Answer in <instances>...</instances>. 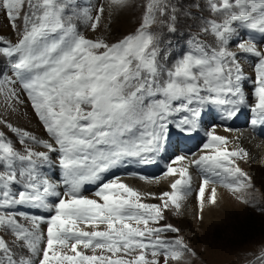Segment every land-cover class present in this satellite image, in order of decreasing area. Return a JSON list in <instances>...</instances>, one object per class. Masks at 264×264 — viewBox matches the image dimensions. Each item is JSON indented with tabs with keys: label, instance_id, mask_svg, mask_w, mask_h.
I'll return each instance as SVG.
<instances>
[{
	"label": "snow or ice",
	"instance_id": "1",
	"mask_svg": "<svg viewBox=\"0 0 264 264\" xmlns=\"http://www.w3.org/2000/svg\"><path fill=\"white\" fill-rule=\"evenodd\" d=\"M130 6L0 0L16 36H0V93L23 105V92L44 129L0 119L16 136L0 130V230L13 236L0 234V264H191L196 249L162 222L185 216L193 166L196 221L219 206L217 186L247 203L254 181L238 161L250 153L216 131L246 117L264 135V0H146L137 28L116 42L78 29L95 32ZM123 176L168 180L169 190L142 192Z\"/></svg>",
	"mask_w": 264,
	"mask_h": 264
},
{
	"label": "rangeland",
	"instance_id": "2",
	"mask_svg": "<svg viewBox=\"0 0 264 264\" xmlns=\"http://www.w3.org/2000/svg\"><path fill=\"white\" fill-rule=\"evenodd\" d=\"M99 2L100 0H78V3L83 6H95ZM145 2L146 0H132V6L119 15L114 17L103 16L98 30L95 32L82 22H77L78 29L86 37L104 38L109 42H116L137 28ZM0 36L13 41L16 39L3 13H0ZM16 87L17 91H20L19 85ZM24 95L23 92H20L19 99L24 101V104L18 105L15 100L10 101L0 93V119H6L13 123L14 126L32 131L34 134L44 137V129L40 126L38 118ZM12 108H16L17 111L13 112ZM247 127L250 128L246 119L242 126L232 129L233 131L245 130ZM0 130L5 131L13 141H16V136L9 132L4 125H0ZM254 131L257 134V136H254L262 140L264 144V135L260 134V130ZM202 142H207V140ZM16 146L18 148L21 147L19 144ZM192 149L196 151L197 146ZM238 162H241L240 166L252 176L254 181V188L244 197L247 199V203L242 202L241 199H237L230 191L225 189L229 193L225 198L226 204L217 207L218 209L214 213V218H204L203 222H198L193 218L195 213H185L184 217H177L171 212L166 213L167 219L162 223H171L179 227L181 235L185 236L198 253L196 257H189L191 264H264V260L260 259L261 256H264V151L252 153V156L246 161ZM175 166L179 167L180 165L176 164ZM192 169L195 176L200 180L199 170L194 166ZM159 171L156 175H161V167ZM129 178L126 176L122 177V179ZM159 186L158 184L146 186L144 190L145 192L154 193L156 196H159L163 191L169 190V185L161 184ZM87 187L94 189L91 186ZM135 188L140 191L143 189ZM197 189L198 186L194 182L193 194H196ZM95 191L87 194L84 193L83 195L92 199H98L95 196ZM144 202L159 204L160 200L148 196L144 199ZM81 227L86 231L93 230L91 226L82 224ZM42 229L46 231V225H42ZM98 230H104V226L101 225ZM0 234H4L9 242L13 239L11 233L0 230ZM166 235L170 237L172 234L168 233ZM79 250L84 251L85 254H93L92 250H85L82 246ZM64 251L69 255L72 254L69 248L64 249ZM96 254H100V250H96ZM148 258L151 259V256L149 255Z\"/></svg>",
	"mask_w": 264,
	"mask_h": 264
},
{
	"label": "bare ground",
	"instance_id": "3",
	"mask_svg": "<svg viewBox=\"0 0 264 264\" xmlns=\"http://www.w3.org/2000/svg\"><path fill=\"white\" fill-rule=\"evenodd\" d=\"M235 128V127H233ZM216 134L218 135H222L228 138L229 140V146L230 147H238V146H243L245 147L249 153L250 156H252V153H259L261 151H264V144L262 143V140L257 139V134L255 133V131L252 128H245V130H237V131H226L223 127H217V131ZM255 135V136H254ZM239 136V139H237V137ZM192 145V144H191ZM190 145V147H191ZM241 163V162H239ZM179 165V163H177ZM241 165V164H240ZM257 169V167H256ZM193 169L191 168V174L193 175V183L195 182L196 185H199V179L195 176V174L192 171ZM170 179V178H169ZM124 183L129 184L130 186L133 187H138V188H143L141 189L142 192H145L144 187L149 186V185H145L143 182L133 179V178H129V179H122ZM165 184V185H169V181L168 180H161V182L158 184ZM154 186V185H151ZM160 187V186H159ZM218 187V193H219V202H221L219 204V206H223L224 204H226L225 198L229 195V193L222 188V186H217ZM159 189V188H158ZM167 189V188H166ZM218 208H212V209H208L205 211L204 213V218H214V213ZM196 210V194H193L192 197L190 198L187 206H186V210L185 213L186 214H192L195 213ZM194 218V216H193Z\"/></svg>",
	"mask_w": 264,
	"mask_h": 264
}]
</instances>
